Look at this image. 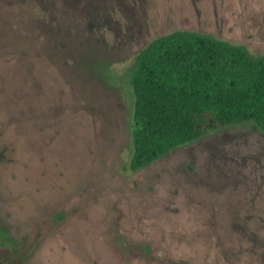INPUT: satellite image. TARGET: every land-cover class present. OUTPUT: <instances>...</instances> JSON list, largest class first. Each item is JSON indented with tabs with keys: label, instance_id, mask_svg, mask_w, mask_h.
I'll list each match as a JSON object with an SVG mask.
<instances>
[{
	"label": "rangeland",
	"instance_id": "1",
	"mask_svg": "<svg viewBox=\"0 0 264 264\" xmlns=\"http://www.w3.org/2000/svg\"><path fill=\"white\" fill-rule=\"evenodd\" d=\"M264 52V0H0V264H264V132L131 172L129 67L155 37Z\"/></svg>",
	"mask_w": 264,
	"mask_h": 264
},
{
	"label": "trees",
	"instance_id": "2",
	"mask_svg": "<svg viewBox=\"0 0 264 264\" xmlns=\"http://www.w3.org/2000/svg\"><path fill=\"white\" fill-rule=\"evenodd\" d=\"M128 74L131 172L222 126L252 122L264 132V52L177 30L141 48Z\"/></svg>",
	"mask_w": 264,
	"mask_h": 264
}]
</instances>
